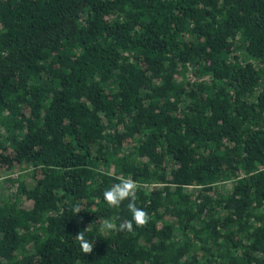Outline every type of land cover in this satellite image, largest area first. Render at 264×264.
<instances>
[{"label":"trees","instance_id":"16d2710c","mask_svg":"<svg viewBox=\"0 0 264 264\" xmlns=\"http://www.w3.org/2000/svg\"><path fill=\"white\" fill-rule=\"evenodd\" d=\"M14 165L0 264H264V0H0ZM120 179L131 233L102 228Z\"/></svg>","mask_w":264,"mask_h":264},{"label":"clouds","instance_id":"9594fccd","mask_svg":"<svg viewBox=\"0 0 264 264\" xmlns=\"http://www.w3.org/2000/svg\"><path fill=\"white\" fill-rule=\"evenodd\" d=\"M138 185L132 179H120L110 188L103 192V199L105 203L111 208H118L124 201H128L127 208L131 213V219L125 220L119 226L111 221H107L102 225V228L109 231H121L131 233L136 227H144L150 220L147 212L136 206ZM79 213V209H76ZM76 240L79 241L80 250L84 254H91L93 252L94 243L89 242L81 231L75 235Z\"/></svg>","mask_w":264,"mask_h":264},{"label":"rangeland","instance_id":"374dc122","mask_svg":"<svg viewBox=\"0 0 264 264\" xmlns=\"http://www.w3.org/2000/svg\"><path fill=\"white\" fill-rule=\"evenodd\" d=\"M28 170L21 169L18 165H14L12 168H10L9 171H3L0 176V195H5L9 191L14 190L16 182L18 179H24L26 177ZM29 180L26 179L25 183H29ZM229 182H221L219 183L220 188L223 192L228 191L229 189ZM194 189V188H192Z\"/></svg>","mask_w":264,"mask_h":264}]
</instances>
